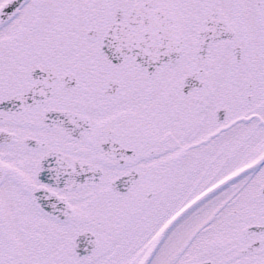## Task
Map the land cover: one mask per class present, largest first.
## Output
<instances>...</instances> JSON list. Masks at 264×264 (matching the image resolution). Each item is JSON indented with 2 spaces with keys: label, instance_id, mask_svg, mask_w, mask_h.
<instances>
[{
  "label": "snow or ice",
  "instance_id": "obj_1",
  "mask_svg": "<svg viewBox=\"0 0 264 264\" xmlns=\"http://www.w3.org/2000/svg\"><path fill=\"white\" fill-rule=\"evenodd\" d=\"M0 264H264V0H0Z\"/></svg>",
  "mask_w": 264,
  "mask_h": 264
}]
</instances>
